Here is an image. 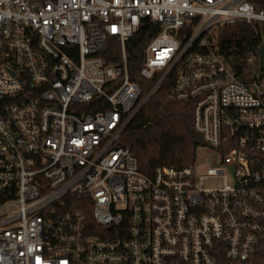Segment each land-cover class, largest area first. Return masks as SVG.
Here are the masks:
<instances>
[{"label":"built area","instance_id":"built-area-1","mask_svg":"<svg viewBox=\"0 0 264 264\" xmlns=\"http://www.w3.org/2000/svg\"><path fill=\"white\" fill-rule=\"evenodd\" d=\"M148 22L139 82L126 44ZM240 23L263 43L264 0H0V264L249 262L264 234L261 45L239 71L210 41ZM162 88L191 103L202 142L150 176L123 138Z\"/></svg>","mask_w":264,"mask_h":264},{"label":"trees","instance_id":"trees-1","mask_svg":"<svg viewBox=\"0 0 264 264\" xmlns=\"http://www.w3.org/2000/svg\"><path fill=\"white\" fill-rule=\"evenodd\" d=\"M157 28V25L146 23L126 44L129 72L135 81L142 82L140 69L144 49L157 33ZM210 41L219 47L234 68L242 71L246 56L258 52L262 34L240 23L218 30ZM106 55L113 62L120 61L121 45L117 40L110 41ZM201 142V136L193 127L191 103L169 100L164 88L131 122L123 138V145L138 159L141 171L150 176L159 166L179 168L191 164ZM247 264H264V234Z\"/></svg>","mask_w":264,"mask_h":264},{"label":"water","instance_id":"water-1","mask_svg":"<svg viewBox=\"0 0 264 264\" xmlns=\"http://www.w3.org/2000/svg\"><path fill=\"white\" fill-rule=\"evenodd\" d=\"M259 56H260V66L264 72V41L261 44L260 50H259Z\"/></svg>","mask_w":264,"mask_h":264}]
</instances>
